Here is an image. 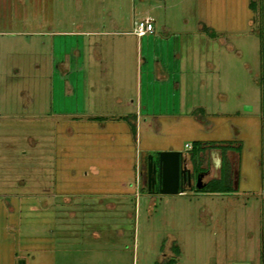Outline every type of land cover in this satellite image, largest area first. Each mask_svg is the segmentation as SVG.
Wrapping results in <instances>:
<instances>
[{"label":"rangeland","instance_id":"obj_1","mask_svg":"<svg viewBox=\"0 0 264 264\" xmlns=\"http://www.w3.org/2000/svg\"><path fill=\"white\" fill-rule=\"evenodd\" d=\"M177 44L178 106L146 99ZM194 141L235 153L226 192L135 189ZM263 226L264 0H0V264H260Z\"/></svg>","mask_w":264,"mask_h":264},{"label":"crops","instance_id":"obj_2","mask_svg":"<svg viewBox=\"0 0 264 264\" xmlns=\"http://www.w3.org/2000/svg\"><path fill=\"white\" fill-rule=\"evenodd\" d=\"M110 29L106 30L105 26H102V30H96V29H89V30H84L82 31V33H86V34H102V35H115L118 33H121V31H119L118 29V23L117 20L115 18H111L110 17ZM133 29L131 31H127L126 34L130 35V36H134L136 41H138V39H142V38H149L152 37L154 35V31H152L151 34H145L141 37H137L136 35L133 34ZM170 50L172 52V62L173 65L171 64H163L162 69H160L159 67H157V69H155L156 74L153 75L149 72L147 74L148 80L146 81V84H148L151 88L146 90V99H148L149 97H152L156 94V89L157 87L159 88H165V93H169L168 95L171 97H174L175 100V104L174 107L178 106V103L183 95V88H184V78H183V71L185 72V69L183 68V57H181L180 55V50H183V47H180L179 44H177V47H170ZM176 51V53H175ZM171 63V62H170ZM150 67V66H149ZM148 71L150 70L149 68L147 69ZM154 70V69H153ZM151 71V70H150ZM160 72V73H159ZM153 78V79H152ZM147 87V86H146ZM170 91V92H169ZM120 101V100H119ZM137 115V107L135 106V116ZM190 147V146H189ZM212 148L208 145H203L201 150L198 152L197 154V163L196 165L199 167V165H204V166H208V170L210 169L211 165H215L213 161H212V151H210L209 149ZM189 149V148H187ZM146 151V150H145ZM205 152V154H203V152ZM184 157H186L189 160V163L192 165V167H195V163L192 162L191 160V154L189 153V151L182 153ZM145 156H147L146 154H142L141 156L138 157V160L136 161L135 159V166L138 165L139 170L142 171V169L140 168V166L142 165L143 167V160L145 158ZM140 160V161H139ZM137 169L134 168V180L135 177L138 176L137 175ZM140 171H138L139 174ZM215 174V170L214 173L211 174L210 170H209V177L213 176ZM217 176V175H216ZM209 177H208V181H209ZM123 178L121 177V180ZM211 179H218V177H211ZM210 179V180H211ZM138 180V179H137ZM136 183V182H135ZM135 189L137 190V187L140 188V184L139 186H137L135 184ZM142 191H144L142 185L140 188ZM117 193V192H115ZM116 208V207H115ZM122 210V208H118L117 211ZM137 208L134 207V212H136ZM120 257V256H118ZM12 264H19V263H12ZM20 264H30L28 261L25 260L22 261V263ZM113 264V263H111Z\"/></svg>","mask_w":264,"mask_h":264},{"label":"water","instance_id":"obj_3","mask_svg":"<svg viewBox=\"0 0 264 264\" xmlns=\"http://www.w3.org/2000/svg\"><path fill=\"white\" fill-rule=\"evenodd\" d=\"M156 164L153 155L146 156V188L147 193H154L153 188L158 183V194H177L181 192V183H189V170L181 163V153L179 151H160L156 154ZM237 165V163H236ZM158 173V180L155 178ZM236 174V167L235 172ZM205 183L201 182V177H196L195 187L201 189Z\"/></svg>","mask_w":264,"mask_h":264},{"label":"flooded vegetation","instance_id":"obj_4","mask_svg":"<svg viewBox=\"0 0 264 264\" xmlns=\"http://www.w3.org/2000/svg\"><path fill=\"white\" fill-rule=\"evenodd\" d=\"M210 151H212V153H216L217 154V160L215 162V165H214V169H215V174L211 177H220L221 176V172H222V168H223V163L225 162L229 168V175L231 177V179L233 178V175H234V172H235V167H236V163H237V158L235 160H233V155L235 153H233L232 151L226 149L224 151V153L219 150L221 152V155L219 154V152H217V148H210L209 149ZM206 151L203 152V154H205ZM181 153V152H180ZM213 155V154H212ZM181 164L184 165L186 167V169L189 170V183L186 184L185 182L184 183H181V191H184V190H189L192 188L193 184L196 183V177L197 176H200L201 177V182L202 183H207L208 182V177H209V170H208V166H204V165H199L198 169L195 170L194 167H192V165L189 163V160L183 156V154L181 153ZM153 161L154 163L156 162V160L154 159L153 157ZM143 168H142V171L139 170V167L138 165L136 166V169H137V179H136V185L139 186L140 184V188H141V185L144 189V192L147 193V188H146V171H145V166H146V156L143 160ZM156 164V163H155ZM138 171L139 174H138ZM217 175V176H216ZM211 177H209V180L211 179ZM155 178L156 180H158L159 176H158V173L156 172L155 174ZM158 189V183L156 182V184H154V188H153V191L154 193H148V194H155L156 191Z\"/></svg>","mask_w":264,"mask_h":264},{"label":"trees","instance_id":"obj_5","mask_svg":"<svg viewBox=\"0 0 264 264\" xmlns=\"http://www.w3.org/2000/svg\"><path fill=\"white\" fill-rule=\"evenodd\" d=\"M203 145H207L205 143H202V142H199V141H194L193 144H192V149L190 151V154H191V160L192 162L195 163V170L198 169V166L196 165L197 163V154L198 152L201 150L202 146ZM194 146V147H193ZM209 146V145H208ZM191 148V147H190ZM155 160H156V156L154 157ZM224 179L223 175L221 174V176L218 178V180H215V181H210V182H207L204 186H203V190H208L209 192H226L228 189H227V186L222 184V180ZM224 181V180H223ZM211 183V184H210ZM263 235H264V226H263ZM261 260H260V264H264V243L262 245V252H261ZM156 264H163L162 262H157ZM171 264V263H170Z\"/></svg>","mask_w":264,"mask_h":264},{"label":"built area","instance_id":"obj_6","mask_svg":"<svg viewBox=\"0 0 264 264\" xmlns=\"http://www.w3.org/2000/svg\"><path fill=\"white\" fill-rule=\"evenodd\" d=\"M153 31V25L150 20H139L134 22L133 34L137 37H141L145 34H151ZM185 148H189V145L184 144ZM137 177H135L136 182Z\"/></svg>","mask_w":264,"mask_h":264}]
</instances>
